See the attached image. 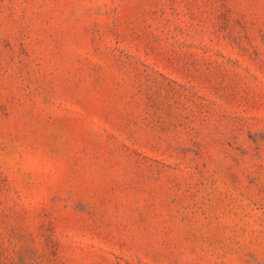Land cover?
<instances>
[{"label": "rangeland", "instance_id": "rangeland-1", "mask_svg": "<svg viewBox=\"0 0 264 264\" xmlns=\"http://www.w3.org/2000/svg\"><path fill=\"white\" fill-rule=\"evenodd\" d=\"M0 264H264V0H0Z\"/></svg>", "mask_w": 264, "mask_h": 264}]
</instances>
